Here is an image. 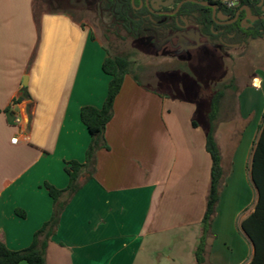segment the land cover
<instances>
[{
	"label": "crops",
	"instance_id": "0c3cea01",
	"mask_svg": "<svg viewBox=\"0 0 264 264\" xmlns=\"http://www.w3.org/2000/svg\"><path fill=\"white\" fill-rule=\"evenodd\" d=\"M36 1L0 0V240L14 251L28 248L53 215L44 185L67 188V163L86 162L92 137L81 109L101 108L111 80L103 70L108 49L94 32L66 11L39 10L37 18ZM246 90L240 117L253 115L252 121L240 134L215 129L226 177L205 264H220L218 242L231 213L243 253L237 263L234 253H221L224 260L250 264L257 256L264 264V195L259 203L250 171L262 119ZM16 100L22 103L13 106ZM196 112L194 104L169 100L125 77L104 134L109 149L98 150L93 178L83 180L62 213L46 264H148V255L160 254L169 236L203 232L212 159L207 128L193 124ZM252 214L259 221L257 247L241 228ZM201 236H194L196 243Z\"/></svg>",
	"mask_w": 264,
	"mask_h": 264
},
{
	"label": "rangeland",
	"instance_id": "374dc122",
	"mask_svg": "<svg viewBox=\"0 0 264 264\" xmlns=\"http://www.w3.org/2000/svg\"><path fill=\"white\" fill-rule=\"evenodd\" d=\"M175 4L174 2L169 8L173 9ZM35 6L38 15L39 10L66 11L84 22L110 55L130 56L132 65L127 75L129 78L169 100L196 105L197 112L193 114V120L202 128L210 126L208 113L211 111L213 95L226 85L231 86L226 89V97L220 109L221 116L216 119L215 127L223 131L235 130L240 134L247 122L252 121L253 115L247 121L240 117V96L249 84L251 86L246 90L249 106L255 110L256 118L261 120L263 117L264 38L222 46L204 36L196 21L198 16L179 22L180 30L173 32L157 28L134 38L115 21L102 0H37ZM183 124L184 122L182 126ZM230 215L233 216L234 213ZM232 216L228 230L223 229L224 232L220 233V264L229 263L221 253L227 258L234 253L231 255L234 260L243 253L238 240L240 232H236L238 229L233 224ZM201 233L200 227L189 233L179 232L169 236L168 242L161 246L160 254L151 257L148 255V264H194L195 254L194 251L190 254L189 249L197 246L199 238L196 243L194 236L197 234L200 237ZM213 240L216 237L211 238V241L208 239L207 252ZM167 256H172L176 263L169 262ZM238 260L239 258L235 262Z\"/></svg>",
	"mask_w": 264,
	"mask_h": 264
},
{
	"label": "trees",
	"instance_id": "16d2710c",
	"mask_svg": "<svg viewBox=\"0 0 264 264\" xmlns=\"http://www.w3.org/2000/svg\"><path fill=\"white\" fill-rule=\"evenodd\" d=\"M104 7L112 13L115 21L134 38H139L147 32L157 30L177 31L180 30L179 22L185 18H194L201 26L202 33L210 41L222 46L227 44H242L249 40L264 38V19L251 21L247 18L243 9L238 20L232 24H219L217 20L220 15L235 17L240 7L247 6L253 15H264V0H242L241 6L235 10H229L221 0H205L214 3L218 7L217 19L213 17V9L203 6L193 0H175L174 9L166 10L175 12L178 5L183 3L180 9L174 14H166L161 11H152V4L148 5L147 0H102ZM38 18V11L36 10ZM109 53V51H108ZM132 61L129 55H108L103 63V70L111 77L108 94L101 108L85 106L81 109V120L87 127L92 141L87 150L86 162L79 163L71 161L67 163L66 172L69 176V185L65 189H57L46 183L44 187L48 190L53 200V215L34 235L32 244L23 250H11L4 241L0 240V264H46V252L49 241L59 228L60 219L66 206L72 197L82 188L83 180L93 178L96 167V154L100 149H109L104 134L108 123L114 115V104L119 95L125 77L129 74ZM231 85H226L219 89L212 97L211 111L208 119L210 126L206 129V150L212 159L211 186L207 198L206 211L202 220L203 232L195 252V264H205L207 255V241L215 238L212 233V223L216 215V207L220 201L222 185L225 181V171L222 157L215 138V121L220 115L223 99H225L226 89ZM25 97L22 96L20 100ZM194 126L197 123L193 122ZM252 179L264 195V114L259 128V135L254 142V152L250 163ZM258 216L250 215L245 219L241 228L244 230L251 242L257 241L255 238L256 222L259 223ZM257 256L250 264H257Z\"/></svg>",
	"mask_w": 264,
	"mask_h": 264
},
{
	"label": "water",
	"instance_id": "95a60500",
	"mask_svg": "<svg viewBox=\"0 0 264 264\" xmlns=\"http://www.w3.org/2000/svg\"><path fill=\"white\" fill-rule=\"evenodd\" d=\"M162 0H147V4L150 5V3H157L156 5H154L151 10L152 11H155L157 9L160 8V4H162L163 6H170L172 3H173V0H168L166 2H161ZM194 2H197L203 6H208V7H211L213 9V17L214 19H217V16H218V7L216 4L214 3H211V2H208V1H204V0H193ZM183 3H180L176 9L175 12H177L180 7L182 6ZM245 10L246 11V14H247V18L251 21H257V20H260V19H264V16H255L251 13V11L249 10V8L247 6H245L244 8L240 9L235 17L233 19H228L229 16L228 15H220V20H218L217 22L220 23V24H232L234 22H236L240 16V12L242 10ZM175 12H166V14H174ZM25 82H26V79H25Z\"/></svg>",
	"mask_w": 264,
	"mask_h": 264
},
{
	"label": "built area",
	"instance_id": "2783aa9c",
	"mask_svg": "<svg viewBox=\"0 0 264 264\" xmlns=\"http://www.w3.org/2000/svg\"><path fill=\"white\" fill-rule=\"evenodd\" d=\"M240 1L241 0H226L223 3H224V5H225L226 8H228V9H234V8H236L240 4ZM21 103H22V101L16 100V101H14L13 106H15V105L19 106V104H21ZM15 123L19 127H22V125L24 123L22 117L20 115H18L17 113L15 115ZM25 123H28V119H26ZM12 142L15 143V144L16 143H19L20 142V138L19 137L13 138L12 139Z\"/></svg>",
	"mask_w": 264,
	"mask_h": 264
},
{
	"label": "flooded vegetation",
	"instance_id": "af4514ba",
	"mask_svg": "<svg viewBox=\"0 0 264 264\" xmlns=\"http://www.w3.org/2000/svg\"><path fill=\"white\" fill-rule=\"evenodd\" d=\"M166 1H168V0H162L161 2L163 3V2H166ZM205 1V0H204ZM175 2V0H173V3ZM172 3V4H173ZM241 3H242V0L240 1V4L236 7V8H234V9H229V10H235V9H237L238 7H240L241 6ZM150 4H152V7L154 6V5H156L157 3L155 2V3H150ZM151 7V8H152ZM245 7V6H244ZM244 7H240V9H242V8H244ZM166 8H169V6H163L162 4H160V8L159 9H157V10H155V11H161L162 13H166V12H171V11H168V10H166ZM170 9V8H169ZM174 9V8H173ZM228 9V8H227ZM239 9V10H240ZM238 10V11H239ZM237 11V12H238ZM236 12V13H237ZM241 13V12H240ZM229 16V15H228ZM255 16H258V15H255ZM260 16H264V15H260ZM234 18V17H233ZM233 18H231L230 16H229V18L228 19H233ZM220 20V19H219ZM218 21V20H217ZM220 24V23H219Z\"/></svg>",
	"mask_w": 264,
	"mask_h": 264
}]
</instances>
